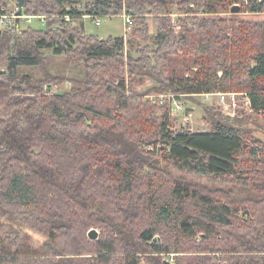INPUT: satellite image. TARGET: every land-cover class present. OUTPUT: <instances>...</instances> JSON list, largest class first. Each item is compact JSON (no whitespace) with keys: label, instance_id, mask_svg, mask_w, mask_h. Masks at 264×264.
<instances>
[{"label":"trees","instance_id":"1","mask_svg":"<svg viewBox=\"0 0 264 264\" xmlns=\"http://www.w3.org/2000/svg\"><path fill=\"white\" fill-rule=\"evenodd\" d=\"M78 1L26 0L27 14L48 16L46 27L0 34L7 71L0 75V264H166L152 256L165 252L179 253L177 264H264V140L252 118L205 107L209 132L175 133L169 105L133 89L137 78L185 97L247 93L252 112L263 113L264 22L229 36L225 20L190 17L182 23L197 28L177 35L168 14L192 4L208 15L237 4L258 14L264 0H96L83 12L68 8ZM8 2L0 0V13ZM125 12L133 37L147 42L137 58L124 54V37L87 35L81 18ZM65 14L79 17L64 24ZM42 50L85 58V89L46 93L59 79ZM190 64L198 68L188 74ZM24 67L40 68L46 80L22 76ZM159 139L177 177L151 173L157 184L144 174L152 164L143 145ZM218 182L234 188L217 189ZM95 228L99 236L90 239ZM155 237L161 245L150 243Z\"/></svg>","mask_w":264,"mask_h":264},{"label":"rangeland","instance_id":"2","mask_svg":"<svg viewBox=\"0 0 264 264\" xmlns=\"http://www.w3.org/2000/svg\"><path fill=\"white\" fill-rule=\"evenodd\" d=\"M96 0H79L78 3L74 4L73 6H69L68 8H76L79 11H84L85 5L89 2H94ZM246 1V0H244ZM247 4V3H246ZM234 6H239L240 10L238 12H232V8ZM243 7V6H242ZM171 15H175L176 17H171ZM170 19H178L180 27L178 29V33L176 34H184L185 30L190 28V24L194 23V21L183 24L187 18L196 17L199 20L204 18H214L218 20H225L230 25V30L228 35L231 36L230 31L237 29H241L244 25L247 27V24H250V27H255V24H260L264 22V12L263 13H251L249 11H241V5H232L227 7L226 11H221L216 14L208 15L204 12L202 7H199L195 4L186 6V8H180L179 6L175 5L171 7L170 12L168 14ZM149 26L151 30V34L154 35L156 31V23L154 21V17L150 16L149 18ZM84 23V30L87 35H92L98 37L100 39H107L109 37H124L125 36V23L121 16L115 17H104L102 19V24L100 26H95L92 22L91 18H83ZM254 24V25H253ZM33 27L37 28L40 27V24L34 23ZM134 27L132 25L131 31L128 32L126 40V46L124 47V54L131 52L134 57H138L137 55V48L144 47L147 42L143 41L142 39L138 38L135 39L133 37ZM151 43V42H150ZM44 56L46 57V70H48L49 74L54 77L58 78L57 82H53L50 84L45 85V92L50 93L52 95L56 94H66L72 91H82L85 89L84 82L87 80V65L85 62V58H76V59H68L66 56H54L50 50H42ZM182 54V52H180ZM251 65H254L255 62L251 61ZM198 66L194 64H190V71L197 70ZM21 75H28L32 78V80L39 81L45 79V74L40 68H33V67H24L20 69ZM128 80V76L126 77ZM46 80V79H45ZM49 81V80H48ZM155 82L150 79H144L143 81L135 78L133 82V89L138 94H165L166 92H159L155 91ZM237 99V105L231 104H206L203 102L201 98L198 97H183L182 101L186 106L185 114L192 113L191 121L187 124L180 119H176L171 116L172 118V130L177 133L183 130H189L194 133L198 132H209L211 129V124H209L206 120L205 114V107H211L212 109L219 110L222 114L229 118H243V117H251L253 120V127L259 132L256 136H261L264 140V112L263 113H254L251 110L250 103L248 102V97L244 96L245 93H240ZM144 96V100L146 101V96ZM161 116V113L157 114ZM257 124V125H256ZM150 145L151 147H155L154 152H150L148 154L147 147ZM250 145L258 146L257 143L254 141L250 142ZM164 143L161 139L157 142L151 141L150 143H146L143 145V149L146 154L150 155L149 160L152 164V169L146 167L144 170V174H148L149 179H153L157 184L163 182L159 179L158 176L154 175L159 173H165L167 175H175L174 171L168 165V159H166V152L167 148L164 147ZM155 166V167H153ZM169 166V167H168ZM154 173V174H151ZM192 183H196V181H191ZM213 185V183H210ZM217 189H221L224 191H228L234 188V185H230L224 182L216 183ZM163 192L162 190L160 191ZM96 229V228H95ZM100 232L99 229H96ZM33 242L36 247L41 246L43 237L38 233H32ZM198 241V240H197Z\"/></svg>","mask_w":264,"mask_h":264},{"label":"built area","instance_id":"3","mask_svg":"<svg viewBox=\"0 0 264 264\" xmlns=\"http://www.w3.org/2000/svg\"><path fill=\"white\" fill-rule=\"evenodd\" d=\"M20 8L18 7L16 0H9L8 4L2 8V11L0 13V30H12L13 32L21 33L28 27L33 26V24L36 22L40 24V27L44 28L47 25L48 16L46 15H29L27 14L24 9L21 15H18V11ZM171 17H176L175 15H171ZM60 20L63 21L64 24L72 23L78 18L79 16L71 15V14H65L58 16ZM110 17V16H107ZM121 17L124 20L125 23V42H127L126 37L129 31L132 29V16L128 13H124L121 15ZM81 18H91L92 22L95 26H100L102 24V19L104 17H93L85 15ZM172 28L175 32L178 33V29L180 27L179 20L176 18H172L171 20ZM190 27L197 28L196 24H190ZM241 95L237 92H205L200 94H193V97H198L203 100L206 104H231L236 106L237 105V99ZM244 96L248 97V102L250 103L251 107V101L247 93L243 94ZM185 97L183 95L173 94V93H165V94H152L147 95L146 100L151 102L152 104H157L159 106H162L164 104H168L171 109V116L180 119L185 122V124L189 123L191 121L192 113L185 114L186 112V106L184 105L182 98ZM217 104V105H218ZM171 132H174L172 130V127L170 128ZM166 147V146H164ZM148 152H154L155 147H151L148 145L146 148ZM202 236H198L197 240L198 242L201 241ZM151 244L156 243L157 245H161L162 242L159 237H155L152 241H150ZM153 257L160 258V260L166 264H177V258L180 256L179 253H153ZM141 264H153L143 261Z\"/></svg>","mask_w":264,"mask_h":264},{"label":"water","instance_id":"4","mask_svg":"<svg viewBox=\"0 0 264 264\" xmlns=\"http://www.w3.org/2000/svg\"><path fill=\"white\" fill-rule=\"evenodd\" d=\"M18 7L20 8V10L18 11V15H21L24 9V5L26 0H16ZM240 10L239 6H234L232 8V12H238ZM2 33V31L0 30V34ZM7 73V71L5 69H1L0 68V75H5ZM90 239H97L99 236V232L96 229H92L89 234H88Z\"/></svg>","mask_w":264,"mask_h":264},{"label":"bare ground","instance_id":"5","mask_svg":"<svg viewBox=\"0 0 264 264\" xmlns=\"http://www.w3.org/2000/svg\"><path fill=\"white\" fill-rule=\"evenodd\" d=\"M167 21V20H166Z\"/></svg>","mask_w":264,"mask_h":264}]
</instances>
